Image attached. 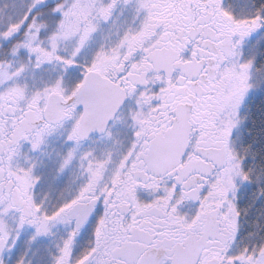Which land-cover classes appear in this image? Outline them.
Segmentation results:
<instances>
[{
	"label": "snow or ice",
	"instance_id": "1",
	"mask_svg": "<svg viewBox=\"0 0 264 264\" xmlns=\"http://www.w3.org/2000/svg\"><path fill=\"white\" fill-rule=\"evenodd\" d=\"M0 264H264V0H0Z\"/></svg>",
	"mask_w": 264,
	"mask_h": 264
}]
</instances>
